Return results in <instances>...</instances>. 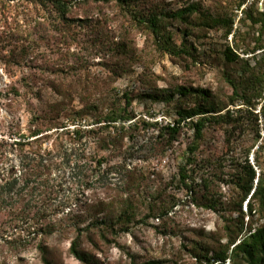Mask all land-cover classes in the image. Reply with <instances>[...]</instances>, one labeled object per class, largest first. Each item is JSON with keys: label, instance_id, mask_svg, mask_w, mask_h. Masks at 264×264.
Returning <instances> with one entry per match:
<instances>
[{"label": "rangeland", "instance_id": "obj_1", "mask_svg": "<svg viewBox=\"0 0 264 264\" xmlns=\"http://www.w3.org/2000/svg\"><path fill=\"white\" fill-rule=\"evenodd\" d=\"M66 1L51 24L30 0L0 13V186L28 182L0 264H253L229 228L264 223L237 187L264 174V0ZM198 108L202 139L184 121L171 140Z\"/></svg>", "mask_w": 264, "mask_h": 264}, {"label": "trees", "instance_id": "obj_2", "mask_svg": "<svg viewBox=\"0 0 264 264\" xmlns=\"http://www.w3.org/2000/svg\"><path fill=\"white\" fill-rule=\"evenodd\" d=\"M12 1L15 0H1L0 1V13L2 16H7L8 13L14 8L11 4ZM35 5L40 4V6L44 9H48L50 11V18H53V22L55 23L58 20L67 21V15L69 11V6L66 0H30ZM41 8V10H42ZM142 20V19H140ZM151 26L153 29L157 27V17H153L150 20ZM147 22V21H145ZM42 23V22H41ZM43 24V23H42ZM38 25V24H37ZM40 25V24H39ZM229 61L233 62L234 59L229 58ZM210 112L205 108H198L197 110H190L185 115H182L181 120L177 122L175 125L168 127V131L170 133L171 140H175L179 135L181 130V124L184 121H188L194 130L195 141L201 140L204 133L205 127V115ZM198 117L197 120H195ZM127 118L122 115H114L110 118L109 122L111 124L116 123H125ZM42 137V133L40 131H35L32 133L30 138H34V140H38ZM26 138V137H24ZM29 137L23 141L22 144H27L30 141ZM198 149V144L192 143L188 147V160L186 164L180 168V179L182 183H185L187 179L190 177L188 174V166L191 165L195 159V152ZM249 171L245 174V180L240 183H237V187L240 191V195H242V199L239 203L238 213L242 216L245 215L243 212V204H245V208L250 210L252 214L253 211L260 212L264 209V174L257 175V172L252 168V166H248ZM29 171V169H27ZM241 180V179H239ZM256 182V184H255ZM28 182L23 185L19 184L18 178H14L13 181H8L5 185L0 186V212L4 210L8 204L14 205L18 204L21 200V194L24 192L23 190L26 188ZM23 201V200H22ZM243 217L241 220V225L236 224L233 228L230 229V233L234 235H230L231 245H233L232 253H239L241 255L247 256L253 264H264V223L259 226L255 230H250L248 233L244 234V222ZM80 237L72 242L71 245V254L82 263H87V259L84 253L80 250ZM228 257L225 253L218 254L214 257L213 261L211 258H205L206 264H225ZM49 264L48 262H46ZM147 264H157L155 262H150Z\"/></svg>", "mask_w": 264, "mask_h": 264}]
</instances>
